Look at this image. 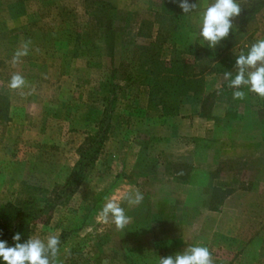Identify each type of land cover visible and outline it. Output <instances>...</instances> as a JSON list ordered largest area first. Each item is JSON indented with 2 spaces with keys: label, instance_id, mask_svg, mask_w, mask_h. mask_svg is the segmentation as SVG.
<instances>
[{
  "label": "rangeland",
  "instance_id": "1",
  "mask_svg": "<svg viewBox=\"0 0 264 264\" xmlns=\"http://www.w3.org/2000/svg\"><path fill=\"white\" fill-rule=\"evenodd\" d=\"M194 4L161 56L183 51L203 94L167 115L149 108L148 87L122 79L135 72L154 0H0V206L54 204L27 236L35 254L56 246L47 264H264V4L231 49L212 30L237 28L238 1ZM196 43L194 59L186 50ZM181 108L217 114L213 138L195 142L200 165L215 169L190 187L163 177L165 144L189 141ZM106 114L96 159L72 182ZM193 164L183 155L168 171L185 181ZM208 178L221 186L199 185Z\"/></svg>",
  "mask_w": 264,
  "mask_h": 264
},
{
  "label": "trees",
  "instance_id": "2",
  "mask_svg": "<svg viewBox=\"0 0 264 264\" xmlns=\"http://www.w3.org/2000/svg\"><path fill=\"white\" fill-rule=\"evenodd\" d=\"M237 1L239 13L237 28L217 26L212 30L214 39L225 43L224 49H231L238 44L243 25L252 20L264 4V0H249L247 3L242 0ZM154 2L157 4L154 18L143 19L137 30V36L146 39L147 42L133 46L131 59L136 62L135 72L124 75L122 79L148 87L149 108H161L163 114L169 115L178 110L181 98L186 97L193 102H199L203 94L204 82L201 73L195 69L191 60L181 56L183 51H175L168 60L161 56L163 44L179 28L181 18L194 10L195 4L194 0H154ZM107 16L112 18V11L109 15L107 13ZM105 40L110 45L112 55V29L105 32ZM199 49L200 44L196 43L192 49L187 48L186 51L193 52V58L197 59ZM214 70L219 71L217 68ZM107 115L103 118L104 128L87 138V141H91L89 146H95L92 149L88 146L80 152L79 160L74 166L72 182L78 181L84 169L95 161L108 130L107 121L110 116ZM150 171L153 170L149 169L148 172ZM53 207L54 204L26 209L11 202L0 206V264H47L51 261L56 246L47 253L35 254L29 249L27 236L30 225Z\"/></svg>",
  "mask_w": 264,
  "mask_h": 264
},
{
  "label": "crops",
  "instance_id": "3",
  "mask_svg": "<svg viewBox=\"0 0 264 264\" xmlns=\"http://www.w3.org/2000/svg\"><path fill=\"white\" fill-rule=\"evenodd\" d=\"M236 73L237 71L234 70L231 72L233 77H236ZM183 109L181 108L180 112ZM217 114L215 112H212L211 115H206V116H196V115H192L191 111H185V112H181L179 113L178 116V120L177 123H180L181 125H183V129L181 132V138L182 140L186 141L189 140L188 143L186 144H179L176 143L171 144V143H166L164 146V150H163V156H164V171L166 172V175L163 176L165 177L166 181H169L170 183H172L173 185H180V186H186V187H190L193 182H192V178L196 175L197 171H199V173L201 174H206L208 175L210 173L211 170L215 169L212 166H206L204 164L200 165V160H199V156L196 153H199V149H201L202 151L204 150L203 148H199L195 142H199L204 138V141H208L209 139L213 138V132L215 129V116ZM187 125V127H186ZM185 126V127H184ZM187 138H185V136ZM206 149V148H205ZM183 155H190L191 158L194 161L193 164V169L190 172L187 180L185 181H176V179H174V175L175 172H170L168 171V168L171 167V164L174 163L176 160L179 159V157L183 156ZM195 159V160H194ZM162 177V176H161ZM199 185H211V186H221V180L218 181L217 178H208L207 180L201 182L198 181ZM223 183H228V181L223 182ZM228 185V184H227ZM149 194V193H148ZM187 198V194H184L183 199ZM231 198V196H230ZM227 199H225L226 201ZM174 207V206H172ZM256 241V237H253L251 239V245L254 244V242Z\"/></svg>",
  "mask_w": 264,
  "mask_h": 264
}]
</instances>
